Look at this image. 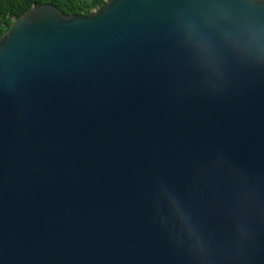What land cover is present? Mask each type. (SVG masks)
Segmentation results:
<instances>
[{
  "label": "water",
  "instance_id": "water-1",
  "mask_svg": "<svg viewBox=\"0 0 264 264\" xmlns=\"http://www.w3.org/2000/svg\"><path fill=\"white\" fill-rule=\"evenodd\" d=\"M182 6L33 3L4 33L0 264H191L156 222L161 184L221 244L237 206L264 211V70L203 71L171 34ZM249 219L226 264H264V215Z\"/></svg>",
  "mask_w": 264,
  "mask_h": 264
},
{
  "label": "clouds",
  "instance_id": "clouds-1",
  "mask_svg": "<svg viewBox=\"0 0 264 264\" xmlns=\"http://www.w3.org/2000/svg\"><path fill=\"white\" fill-rule=\"evenodd\" d=\"M171 34L205 72L228 60L243 69L264 70V7L257 0H183L173 14ZM155 207L161 230L191 264L240 258L251 238L250 214L264 215L254 203L237 206L233 235L221 244L166 185H160Z\"/></svg>",
  "mask_w": 264,
  "mask_h": 264
},
{
  "label": "trees",
  "instance_id": "trees-1",
  "mask_svg": "<svg viewBox=\"0 0 264 264\" xmlns=\"http://www.w3.org/2000/svg\"><path fill=\"white\" fill-rule=\"evenodd\" d=\"M110 0H0V39L7 29L24 13L37 5L49 4L65 16L86 17Z\"/></svg>",
  "mask_w": 264,
  "mask_h": 264
}]
</instances>
